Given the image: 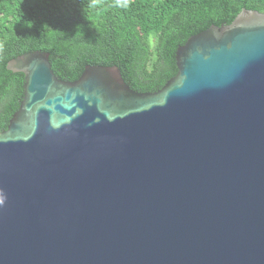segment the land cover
I'll return each mask as SVG.
<instances>
[{
	"label": "water",
	"instance_id": "95a60500",
	"mask_svg": "<svg viewBox=\"0 0 264 264\" xmlns=\"http://www.w3.org/2000/svg\"><path fill=\"white\" fill-rule=\"evenodd\" d=\"M176 63L155 92L117 65L7 63L25 84L0 132V264H264V12Z\"/></svg>",
	"mask_w": 264,
	"mask_h": 264
},
{
	"label": "trees",
	"instance_id": "16d2710c",
	"mask_svg": "<svg viewBox=\"0 0 264 264\" xmlns=\"http://www.w3.org/2000/svg\"><path fill=\"white\" fill-rule=\"evenodd\" d=\"M243 9L264 12V0H0V132L24 95L25 75L7 69L11 59L48 52L66 81L87 65H117L132 89L155 92L177 74L179 46Z\"/></svg>",
	"mask_w": 264,
	"mask_h": 264
}]
</instances>
